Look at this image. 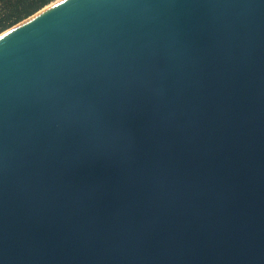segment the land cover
<instances>
[{"label":"water","instance_id":"water-1","mask_svg":"<svg viewBox=\"0 0 264 264\" xmlns=\"http://www.w3.org/2000/svg\"><path fill=\"white\" fill-rule=\"evenodd\" d=\"M0 264H264V0H59L1 33Z\"/></svg>","mask_w":264,"mask_h":264},{"label":"trees","instance_id":"trees-1","mask_svg":"<svg viewBox=\"0 0 264 264\" xmlns=\"http://www.w3.org/2000/svg\"><path fill=\"white\" fill-rule=\"evenodd\" d=\"M54 0H0V34L34 15Z\"/></svg>","mask_w":264,"mask_h":264},{"label":"rangeland","instance_id":"rangeland-1","mask_svg":"<svg viewBox=\"0 0 264 264\" xmlns=\"http://www.w3.org/2000/svg\"><path fill=\"white\" fill-rule=\"evenodd\" d=\"M57 1H59V0H54L52 3H50V4H53V3H55V2H57ZM50 4H48L47 6H45L44 8H46V7H48ZM43 8V9H44ZM42 10V9H41Z\"/></svg>","mask_w":264,"mask_h":264}]
</instances>
